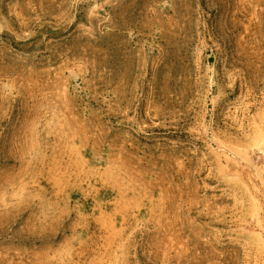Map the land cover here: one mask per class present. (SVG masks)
I'll return each instance as SVG.
<instances>
[{
	"label": "rangeland",
	"instance_id": "obj_1",
	"mask_svg": "<svg viewBox=\"0 0 264 264\" xmlns=\"http://www.w3.org/2000/svg\"><path fill=\"white\" fill-rule=\"evenodd\" d=\"M0 264H264V0H0Z\"/></svg>",
	"mask_w": 264,
	"mask_h": 264
}]
</instances>
